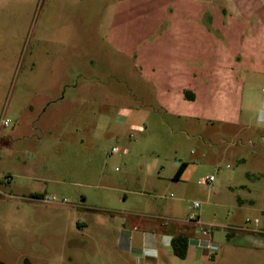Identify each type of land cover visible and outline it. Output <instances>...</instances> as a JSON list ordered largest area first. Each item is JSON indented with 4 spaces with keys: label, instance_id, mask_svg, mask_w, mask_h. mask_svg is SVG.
Here are the masks:
<instances>
[{
    "label": "rangeland",
    "instance_id": "rangeland-1",
    "mask_svg": "<svg viewBox=\"0 0 264 264\" xmlns=\"http://www.w3.org/2000/svg\"><path fill=\"white\" fill-rule=\"evenodd\" d=\"M218 3L0 0V264H110L127 212L185 218L193 201L218 246L201 264H264V126L235 99L246 68L230 35L251 28ZM206 52L219 92L192 102ZM72 86L76 102L47 105ZM254 89L264 96V75Z\"/></svg>",
    "mask_w": 264,
    "mask_h": 264
},
{
    "label": "crops",
    "instance_id": "crops-1",
    "mask_svg": "<svg viewBox=\"0 0 264 264\" xmlns=\"http://www.w3.org/2000/svg\"><path fill=\"white\" fill-rule=\"evenodd\" d=\"M215 2H219L218 4L222 7L225 13H231L233 17L239 20V22H247L250 25L251 31L249 33H243L240 30L233 29L230 35H233V55L232 58L236 65L240 67L246 68V75H244L242 88L244 89L240 94L239 91L235 95V99L237 96H240L242 100L246 102V109H250L251 104H255V109L253 114L251 115L252 121L256 118L259 123L264 126V96L259 93L254 86L256 85V80L263 76V73L258 72L257 64L259 55L258 47L261 43L264 42V30L257 31L258 26H262L264 29V0H213ZM211 32V31H210ZM212 39L224 40L223 34L217 32H211ZM212 44L211 40H208L207 47H210ZM262 61V60H261ZM201 69L203 70V75L201 78L200 88L198 87L196 90H183L184 96L187 97L189 101H197L200 96L208 98L211 93H218L219 91H211V86L213 84V74H211V60L210 53L206 52L205 58L204 56L200 60ZM246 66V67H245ZM257 67V68H256ZM232 68V67H230ZM249 68V69H248ZM252 68V69H250ZM236 77V76H235ZM241 78V77H240ZM64 84V83H63ZM235 84L238 83L235 81ZM65 87V85H63ZM73 89L71 92H65L62 90L58 91L56 101L53 98H49L47 100V105L52 106L55 103L62 102H76V87L72 86ZM186 93V95H185ZM240 94V95H239ZM130 112L120 110L116 114V121H126L130 117ZM242 112H240V116ZM239 117H237L238 119ZM104 119V118H103ZM239 120V119H238ZM237 123L239 121H236ZM234 123L233 125H239V123ZM252 129V122L248 123L242 128L236 131V134H240L244 130ZM67 142V141H66ZM69 144L66 143V147ZM87 162L91 161L87 159ZM181 163L176 164L175 172L173 174L174 180L182 179L188 173V164L185 163V167L180 174L179 178H175L174 175ZM149 172L154 173L155 167L149 165ZM171 183L169 178H158L157 181L154 182L155 186L161 187L162 183ZM112 188V187H110ZM115 189V188H112ZM35 193V192H33ZM142 191H139L141 194ZM125 197V196H124ZM86 202V197L81 198L82 205ZM156 216L150 213H146L145 211L142 213H134L127 212L123 217L122 222L120 223L121 227L118 228V240L116 248V254L112 253V263L110 264H171L174 260L173 258H178L181 261H190L193 264H201L204 260H209V257L215 258L217 254V245L212 242V232L211 245L206 241L207 239H203V241L193 240V236H196L193 231V225L188 222L187 216L180 217L174 213L166 214L163 212ZM199 217V215H198ZM114 219L116 217H113ZM199 222L203 225H207L205 222L201 221L199 217ZM214 227V226H213ZM243 231V230H241ZM186 236L187 238V246H186V255L184 258L177 257L173 252L172 240L178 236ZM255 233L253 231L242 232L240 234V238H244V240L254 239ZM243 240V241H244ZM241 244L242 241H241ZM210 251V252H208ZM215 260V259H212Z\"/></svg>",
    "mask_w": 264,
    "mask_h": 264
},
{
    "label": "built area",
    "instance_id": "built-area-1",
    "mask_svg": "<svg viewBox=\"0 0 264 264\" xmlns=\"http://www.w3.org/2000/svg\"><path fill=\"white\" fill-rule=\"evenodd\" d=\"M9 124V120L8 119H4L0 121V125L2 126H6ZM132 137V136H131ZM119 149L118 148H112L110 150L111 154H115L118 153ZM214 181V176L213 175H209L207 177L201 178L199 179V183L203 184V185H208L211 184ZM200 208V202L198 201H193L190 206H189V212H188V217L187 220L189 223H191L193 225V231L195 233L196 236H193V240L196 241H203V239H207L206 241L209 242V245H211V232L213 229V225L212 224H207V225H203L199 222V217H198V210ZM249 219H246V222H249ZM253 223L256 224L258 223V219H254Z\"/></svg>",
    "mask_w": 264,
    "mask_h": 264
},
{
    "label": "trees",
    "instance_id": "trees-1",
    "mask_svg": "<svg viewBox=\"0 0 264 264\" xmlns=\"http://www.w3.org/2000/svg\"><path fill=\"white\" fill-rule=\"evenodd\" d=\"M186 95V93H185ZM187 97L190 98V96L186 95ZM185 163H181L174 175V177L177 179L179 178L180 174L182 173ZM32 197H38L36 193H32ZM186 246H187V238L186 236H178L172 240V247H173V252L174 254L179 257V258H184L186 255Z\"/></svg>",
    "mask_w": 264,
    "mask_h": 264
}]
</instances>
